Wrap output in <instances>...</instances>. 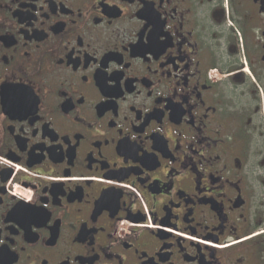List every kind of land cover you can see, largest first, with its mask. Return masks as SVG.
<instances>
[{"label": "flooded vegetation", "instance_id": "af4514ba", "mask_svg": "<svg viewBox=\"0 0 264 264\" xmlns=\"http://www.w3.org/2000/svg\"><path fill=\"white\" fill-rule=\"evenodd\" d=\"M0 264H264V0H0Z\"/></svg>", "mask_w": 264, "mask_h": 264}, {"label": "built area", "instance_id": "2783aa9c", "mask_svg": "<svg viewBox=\"0 0 264 264\" xmlns=\"http://www.w3.org/2000/svg\"><path fill=\"white\" fill-rule=\"evenodd\" d=\"M124 229V227H122Z\"/></svg>", "mask_w": 264, "mask_h": 264}]
</instances>
